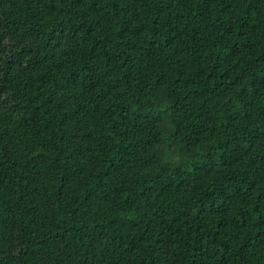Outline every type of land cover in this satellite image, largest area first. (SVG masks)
Instances as JSON below:
<instances>
[{
  "label": "trees",
  "instance_id": "1",
  "mask_svg": "<svg viewBox=\"0 0 264 264\" xmlns=\"http://www.w3.org/2000/svg\"><path fill=\"white\" fill-rule=\"evenodd\" d=\"M0 264H264V0H0Z\"/></svg>",
  "mask_w": 264,
  "mask_h": 264
}]
</instances>
